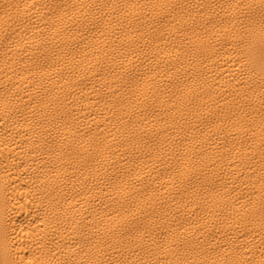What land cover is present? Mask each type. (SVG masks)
Listing matches in <instances>:
<instances>
[{"label": "bare ground", "instance_id": "obj_1", "mask_svg": "<svg viewBox=\"0 0 264 264\" xmlns=\"http://www.w3.org/2000/svg\"><path fill=\"white\" fill-rule=\"evenodd\" d=\"M0 264H264V0H0Z\"/></svg>", "mask_w": 264, "mask_h": 264}]
</instances>
